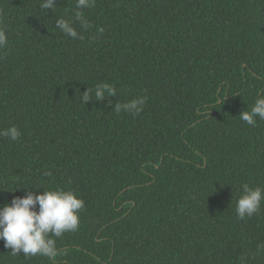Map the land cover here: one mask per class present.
Here are the masks:
<instances>
[{
    "label": "trees",
    "instance_id": "1",
    "mask_svg": "<svg viewBox=\"0 0 264 264\" xmlns=\"http://www.w3.org/2000/svg\"><path fill=\"white\" fill-rule=\"evenodd\" d=\"M41 2L0 0V130L22 133L0 137V206L84 200L55 264H264V208L235 213L240 185L264 186V120L239 118L264 95V0H95L83 40L55 27L75 0ZM98 83L117 95L82 103ZM138 96L141 113L112 110Z\"/></svg>",
    "mask_w": 264,
    "mask_h": 264
},
{
    "label": "clouds",
    "instance_id": "2",
    "mask_svg": "<svg viewBox=\"0 0 264 264\" xmlns=\"http://www.w3.org/2000/svg\"><path fill=\"white\" fill-rule=\"evenodd\" d=\"M94 3L95 0H75V7L69 8L60 16L55 27L67 37L83 40L84 36L77 31L75 25L78 23L82 31L91 29L92 25L85 18L83 10L93 7ZM56 7V0H42L40 3V8L44 11L51 9L54 12ZM7 47L6 27L0 24V51L6 50ZM93 95L96 101H102L106 97L117 95V89L107 83H98L83 92L82 103L86 104L92 100ZM147 99L146 96H138L123 103L116 102L112 110L116 114L125 112L137 115L143 111ZM239 118L249 126H254L257 118L264 120V95L257 96L250 110L241 111ZM21 134L15 125L0 130V137L11 141L19 140ZM51 174L45 173L49 176ZM84 206V200L71 190L49 188L43 189L40 194L28 191L23 197H14L11 203L0 206V240L4 241L5 248L11 249L12 256L21 253L26 258L39 255L55 264L60 250L53 237L60 238L65 233L76 232L80 225L79 213ZM262 208L264 186L248 183L240 185L235 206L238 217L241 220L250 219L259 215ZM261 252H264V244L257 246V254Z\"/></svg>",
    "mask_w": 264,
    "mask_h": 264
}]
</instances>
